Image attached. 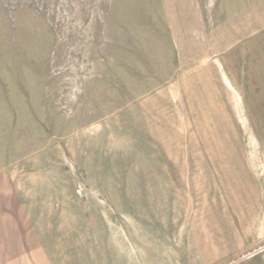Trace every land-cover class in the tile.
Here are the masks:
<instances>
[{"label":"rangeland","instance_id":"rangeland-1","mask_svg":"<svg viewBox=\"0 0 264 264\" xmlns=\"http://www.w3.org/2000/svg\"><path fill=\"white\" fill-rule=\"evenodd\" d=\"M2 237L264 264V0H0Z\"/></svg>","mask_w":264,"mask_h":264},{"label":"crops","instance_id":"crops-1","mask_svg":"<svg viewBox=\"0 0 264 264\" xmlns=\"http://www.w3.org/2000/svg\"><path fill=\"white\" fill-rule=\"evenodd\" d=\"M8 237H3L0 239L1 243H7ZM9 242L15 243L14 248L8 249L6 246H3V248L0 246V258H22V252L17 250V243L19 240L17 237H14L13 240L9 237ZM67 242V241H64ZM115 241L110 242V244L102 245V252H104L103 258L97 259L95 264H151V246L150 242L145 243L143 241L142 245L134 243L131 239L128 240L125 244V246H119L118 244L113 243ZM116 252V254H115ZM189 252V251H188ZM187 252V254H188ZM192 254V252H191ZM196 257L190 256L191 258H194L195 264H198L197 259L198 255L197 253ZM256 254H251L250 257H255ZM226 254H222L221 257L217 256V254L212 253L211 258H224ZM179 257L182 259V255H179ZM208 257V256H207ZM101 259H105L106 261L103 262ZM202 259H206L205 256L202 257ZM193 264V263H192ZM207 264V262H206Z\"/></svg>","mask_w":264,"mask_h":264}]
</instances>
